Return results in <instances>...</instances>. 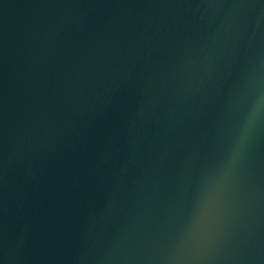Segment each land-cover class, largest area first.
<instances>
[{
  "label": "water",
  "instance_id": "water-1",
  "mask_svg": "<svg viewBox=\"0 0 264 264\" xmlns=\"http://www.w3.org/2000/svg\"><path fill=\"white\" fill-rule=\"evenodd\" d=\"M0 264H264V0H0Z\"/></svg>",
  "mask_w": 264,
  "mask_h": 264
}]
</instances>
